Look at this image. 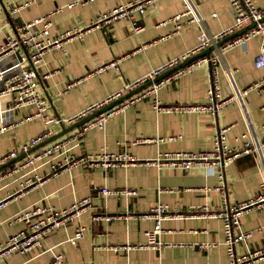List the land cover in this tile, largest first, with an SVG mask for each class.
I'll use <instances>...</instances> for the list:
<instances>
[{"label":"crops","instance_id":"0c3cea01","mask_svg":"<svg viewBox=\"0 0 264 264\" xmlns=\"http://www.w3.org/2000/svg\"><path fill=\"white\" fill-rule=\"evenodd\" d=\"M30 1L0 0V25L6 34L16 35L20 25L47 15H51L52 37L73 30L84 32L81 38L70 40L65 51L48 52L36 69L49 115L61 120L79 116L125 85L191 52L205 39L224 33L235 22L229 0H191L193 12L182 18L180 29L167 21L185 11V0H157L141 20L144 31L138 35L132 32L127 20L94 26L99 16L133 0H86L72 8L68 6L77 0H36L18 14H11L15 5ZM253 1L259 9H264V0ZM162 22L167 24L162 26ZM225 38L204 50L214 48L209 56L218 58L220 94L224 98L262 79V72L255 67L259 39L251 38L244 45L219 50L217 44ZM116 60H119V72L110 69L95 73ZM198 61L201 60L194 62L188 72L160 88L156 96L114 114L103 129H89L78 139L80 127L57 140L66 142V154L82 159L76 165L50 175V164L45 160L40 162L38 174L44 181L25 191L20 190L28 171L8 176L12 167L0 173V244L23 229V224L12 220L30 208L63 210L84 198L93 199L91 207L77 221L53 232L43 240L41 248L28 256H12L4 264H52L56 254L63 255L61 264H230L224 246V221L208 217L207 213L217 212L224 203L239 206L259 196L264 184V152L262 157L243 156L225 170L223 179L200 168L184 172L146 164L164 152L209 150L221 129H228L227 144L234 148L264 141V92L257 89L248 92L244 106L227 103L216 116L155 109V100L162 107L209 102L212 67L206 62L197 65ZM27 115V109L18 110L14 120L18 122ZM75 123L46 126L36 120L11 129L0 136V160L45 131L50 130L55 136L63 127ZM145 138L154 141L135 144ZM42 145L30 152H40L45 148ZM104 152H127L142 163L104 170L93 169L84 161ZM103 187L130 189L137 194L104 197L98 194ZM158 204L189 216L163 220L160 249H141L147 243V232L154 228L153 222L141 216ZM96 216L120 218L106 221L97 220ZM80 227L86 228L85 237L73 245L69 239ZM240 227L250 237L236 245L238 257L264 248V206L244 210ZM205 243H216L217 247L204 250L200 246ZM115 246L133 248L116 252ZM258 264H264V260Z\"/></svg>","mask_w":264,"mask_h":264},{"label":"built area","instance_id":"2783aa9c","mask_svg":"<svg viewBox=\"0 0 264 264\" xmlns=\"http://www.w3.org/2000/svg\"><path fill=\"white\" fill-rule=\"evenodd\" d=\"M157 0H133L132 2L123 3L113 8L107 13L102 14L94 22V26L102 27L109 26L113 22L119 20H127L130 22L132 32L136 35L144 31V26L141 20L146 16L148 8ZM36 0H31L26 4L15 5L11 10L12 15H16L25 8L34 4ZM232 13L235 19L234 25L226 30L224 33L213 38L205 39L191 52H187L183 56L175 58L161 66L154 71L134 83L125 85L122 89L109 96L105 100L99 102L95 106L89 108L86 112L80 114L75 118L68 120L57 119L49 115V106L46 99L39 88L37 67L43 62L44 57L48 52L54 50L65 51L66 44L75 38H81L83 31L73 30L66 32L58 37H52L50 21L51 15L42 16L35 21L20 25L16 29V35L6 34L0 25V136L4 135L11 129H15L22 124L41 120L46 126L53 124H72L89 116L90 114L100 110L125 95L137 90L148 82L154 81L159 76L176 68L180 64L187 61L192 56L203 52L212 43L218 39L233 35L235 32L245 29L252 23L256 25L223 47L227 48L232 45H244L251 38H258L260 41V49L255 58V67L262 72V79L260 82L254 84L250 88L244 90H237L234 94L224 98L220 94L219 79H218V58L211 56L203 57L196 64L206 62L212 67L211 83L208 91L209 102L203 105H180L172 107H162L157 100L154 102V107L158 111H178L181 113H206L211 116L216 114L227 103H236L244 106L245 98L248 92L252 89H257L264 92V9H259L253 0H229ZM79 3H86V0H77L71 3L68 8ZM191 0H185V11L182 14L176 15L167 22L175 23L176 28L180 29L182 26V18L189 16L192 10ZM201 21V20H200ZM167 22H162L164 26ZM194 65H190L178 72H175L142 91L138 95L133 96L127 101L123 102L113 110L99 115L86 125L82 126L78 131L77 137L80 139L89 129H103L106 122L114 114L129 105L146 100L150 97L156 96L160 88L169 82L176 80ZM114 69L120 71L119 60L106 64L98 68L95 73L100 74L107 70ZM27 109L28 115L22 120L16 122L14 114L18 110ZM228 129H221L218 131L214 147L209 150H202L200 152H164L157 156L147 165L157 167H169L184 172H189L194 169H204L207 173H217L220 179L224 178L225 170L234 162L238 161L243 156L256 155L263 156L264 141L261 142H247L242 148H234L227 144ZM53 136L50 130L43 132L39 136L31 139L29 142L23 144L19 149L10 152L7 156L0 160V165L17 158L21 153L28 154L33 147L45 143ZM173 140V138L169 139ZM154 139H139L135 144H147L153 142ZM160 141H163L162 139ZM66 142L57 141L52 145L45 147L40 152L30 153L20 163L13 166L8 176L20 174L23 171H28L24 176L21 184V190L33 188L40 185L44 181V177L38 174L39 163L46 161L50 164V175H57L62 170L68 169L82 159L76 160L64 152ZM62 156V159L60 157ZM88 165L93 168H103L104 170L116 169L121 167H128L135 164L142 163L127 152H104L95 157H86L84 159ZM98 194L104 197L110 196H136L137 192L130 189H110L103 187L98 191ZM92 197L84 198L75 202L72 206L57 210L53 207L35 206L30 208L13 218L12 222L21 223L24 225L23 229L17 234L10 237L7 242L0 244V264H4L6 260L12 256H28L35 250L43 246V240L50 236L57 230L66 228L69 224L74 223L79 219L88 208L92 205ZM2 204L0 203V207ZM264 206V184L261 185L259 196L242 205L230 207L226 203L218 209L217 212L207 213L208 217L221 218L224 221L225 240L224 246L230 260V264H258L264 260V248L258 249L244 256L238 257L236 255V245L248 237L250 234L242 232L240 227V218L244 210L251 207ZM189 215L171 212L169 207L165 204H158L150 208L148 213L141 216L143 220L151 221L154 228L147 232V243L140 246L141 249H160L161 243L159 241L162 234V221L167 218L182 219ZM120 218L119 216H96L95 219H105L111 221ZM86 228H77L74 236L69 239V242L76 245L85 237ZM206 250L217 247L216 243H205L200 246ZM131 246H115L114 251L119 252L123 250H130ZM52 264H61L63 260L62 254L54 256Z\"/></svg>","mask_w":264,"mask_h":264},{"label":"water","instance_id":"95a60500","mask_svg":"<svg viewBox=\"0 0 264 264\" xmlns=\"http://www.w3.org/2000/svg\"><path fill=\"white\" fill-rule=\"evenodd\" d=\"M262 21H264V18L262 19ZM256 25V23H252L250 26L246 27L245 29H242L241 31L226 37L223 41H221L219 44H217V48L220 50L224 45H226L228 42L242 36L243 34H245L246 32H248L249 30H251L254 26ZM214 51V48L208 49L206 51H203L199 54H197L196 56L188 59L187 61H185L184 63L180 64L179 66H177L176 68L166 72L165 74L159 76L158 78H156L154 81L148 82L147 84L141 86L140 88H138L137 90L125 95L124 97L116 100L115 102L109 104L108 106L97 110L96 112L90 114L89 116L79 120L78 122H76L73 126L66 128L63 127L62 132H60L59 134L53 136L51 139H49L48 141H46L45 143H43V145L41 147H45L48 144L59 140L60 138L68 135L70 132L86 125L87 123H89L90 121H92L93 119H95L96 117H98L99 115H102L104 113H107L111 110H113L114 108H116L117 106H119L120 104H122L123 102L127 101L128 99L132 98L135 95H138L139 93H141L142 91L148 89L149 87H151L152 85L159 83L160 81L164 80L165 78H167L168 76H170L171 74L178 72L190 65H192L194 62H196L197 60L209 56L210 53ZM48 95V94H47ZM49 97V96H48ZM50 99V98H49ZM32 153V152H30ZM30 153L28 154H23L21 156V158L15 159V160H11L5 164H3L2 166H0V173L12 168L13 166L16 165V163H18L19 161L23 160L25 157H27Z\"/></svg>","mask_w":264,"mask_h":264}]
</instances>
